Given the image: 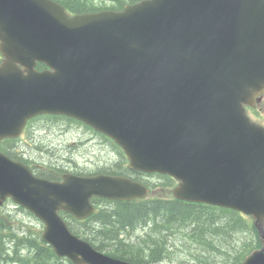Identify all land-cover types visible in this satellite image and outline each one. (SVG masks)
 Here are the masks:
<instances>
[{"label":"water","instance_id":"95a60500","mask_svg":"<svg viewBox=\"0 0 264 264\" xmlns=\"http://www.w3.org/2000/svg\"><path fill=\"white\" fill-rule=\"evenodd\" d=\"M0 51V139L40 113L82 119L122 146L130 168L178 179L176 197L251 214L263 245L241 264H264V126L245 108L264 92V0L76 14L55 0H0ZM148 192L122 176L40 178L0 151V204L10 195L33 211L43 237L78 264L135 263L95 249L59 211L83 219L93 196Z\"/></svg>","mask_w":264,"mask_h":264},{"label":"rangeland","instance_id":"374dc122","mask_svg":"<svg viewBox=\"0 0 264 264\" xmlns=\"http://www.w3.org/2000/svg\"><path fill=\"white\" fill-rule=\"evenodd\" d=\"M65 1L71 3L81 2L83 4L87 2L90 7L102 9L119 5V1L121 0ZM263 102L257 107L259 111H264ZM250 113L252 114L253 110H250ZM252 116L255 120L259 121L256 119V116L253 114ZM30 126L31 128L26 132L25 139L20 141L21 144L19 146L22 147L28 157L32 159L36 158L39 163L50 164V159L53 154V159L58 157L61 161L65 160L63 165L70 170L94 172L113 166L121 161V156L115 148L103 141V139L93 138L85 127L80 126L78 123L61 118L38 117ZM40 145L46 146L50 153L38 150L36 146ZM122 163L124 164V161H122ZM148 178L147 180L154 186L153 189L155 193L162 192L164 188L169 190L170 179L156 174L150 175ZM168 196L170 195L168 194L167 197ZM3 206L10 212L5 211L13 217L17 227H22V225H24L27 228L28 224H32L36 225V231L40 230L41 232L44 229L42 221H39L35 215L33 216L27 211L22 210L20 206L13 201L9 200ZM5 212H0V215L5 214ZM79 225L82 226L83 224ZM196 226L189 224V222H185L183 224L179 223L178 228H174V231H162L161 235L164 239V243H167L168 248H164L162 258H167L163 263L155 264H224L226 262L225 258H219L216 254H214L213 258L209 254L207 248H212L207 246L205 241L196 242L191 239V235L195 231L194 227ZM81 228L83 227H79V229ZM151 229L152 226L150 225H139L135 230L127 232L126 237L129 238L131 243L137 244L138 246H141V244L148 246L147 241L149 234L152 232ZM138 239L139 243H137ZM206 239L209 240L208 237ZM252 239L253 237L249 232H232V234L229 235V240L224 245L227 247L231 243L239 244L245 240ZM18 242L19 241L10 239L6 240L5 246L7 249L5 252L7 253V259H2L0 264H26L24 259L32 257L31 248L27 245H17ZM2 257V254H0V258ZM61 263V259L49 255V257L45 258L43 264Z\"/></svg>","mask_w":264,"mask_h":264},{"label":"trees","instance_id":"16d2710c","mask_svg":"<svg viewBox=\"0 0 264 264\" xmlns=\"http://www.w3.org/2000/svg\"><path fill=\"white\" fill-rule=\"evenodd\" d=\"M58 1L72 11L88 10L87 5L80 2ZM123 3L124 0L119 1L120 6ZM216 209L220 208L157 197L139 201H118L112 206L99 208L92 217L80 221L83 224L82 226L71 224V228L75 233L91 241L99 250H106L110 255L132 260L139 264H153L156 260H162V253L164 246H166L164 239L158 235L162 228L171 230L177 228L179 223L188 222L189 219L198 220V218L204 217L212 220L210 225L213 227L212 233L215 236L227 234L223 235L227 238L232 232H253V239L244 241V248L240 249L230 263H226L238 264L246 253L255 246V243H258L256 229L253 222L245 215L226 208H221L222 212L218 215ZM143 223L152 224L156 232L155 237L149 236L147 248L145 245L138 246L131 243L127 238L121 237V233ZM2 225L5 226L3 222ZM12 227L13 225L10 224L8 233L10 240L19 241L17 245H27L31 248L33 255L24 259L26 264H43L45 258L49 255L56 257L52 247L47 243H43L44 241L38 235H35V232H37L35 229L29 228L28 231H24V235L20 236L16 231H13ZM79 227L83 228L79 229ZM206 235V229L199 232L198 235L195 231L192 233V237L195 238L193 240L196 242H206ZM1 242L4 243L3 240ZM3 243H0V254L3 256L0 258V262H2V259H7ZM137 243H139V239ZM216 248L222 249V247L217 246ZM225 252L230 258L233 257L232 251L229 249H225ZM61 260V264H75L67 259Z\"/></svg>","mask_w":264,"mask_h":264},{"label":"flooded vegetation","instance_id":"af4514ba","mask_svg":"<svg viewBox=\"0 0 264 264\" xmlns=\"http://www.w3.org/2000/svg\"><path fill=\"white\" fill-rule=\"evenodd\" d=\"M29 160H31L32 162L36 161L35 159H32V158H29ZM51 164H49L48 166H58V167H64L63 166V162L64 161H61V160H57V158L55 157V159H53V157H51ZM30 162L31 166L35 169V171H39L40 169L43 168V166L41 164H37V166H35L34 163ZM60 162V163H59ZM37 167V168H36Z\"/></svg>","mask_w":264,"mask_h":264}]
</instances>
